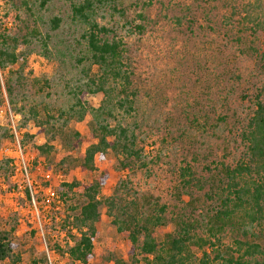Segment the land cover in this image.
Listing matches in <instances>:
<instances>
[{
	"label": "rangeland",
	"instance_id": "rangeland-1",
	"mask_svg": "<svg viewBox=\"0 0 264 264\" xmlns=\"http://www.w3.org/2000/svg\"><path fill=\"white\" fill-rule=\"evenodd\" d=\"M118 5L123 15L105 9L97 20L113 29L127 49L125 64L136 94V112L123 121L138 126L141 158L129 159L122 167V158L108 152L92 174L72 165L60 166L58 161L65 152L60 139L56 137L49 143L52 151L48 159L37 158L34 147L44 141V136L38 127L27 124L23 131L33 138L20 148L28 176L20 170V160L13 161L11 173L0 174V230L15 229L13 243L21 255L20 264L67 262L64 252L72 243L66 237L63 220L71 214L70 206L79 205L82 199L79 194L70 193L68 198L58 194L59 186L69 176L86 184L107 172L99 196L102 200L113 194L118 180H124L128 190L121 192L122 198L126 203L133 200L142 214H148L154 204L164 205L165 223L154 229L158 241L175 230L178 217L199 219L212 204L206 193L221 178V164L233 166L240 155L243 145L239 133L255 95H264V0H119ZM69 12L67 0H52L47 10L39 13L42 20L52 16L63 19L61 28L52 33L60 41L58 51L63 56L55 52L45 57L38 47L31 48L23 66V91L28 98L22 102L18 97V107L37 104L41 110L46 105L50 114L57 116L59 108L74 102L68 92L81 76L82 67L74 61L79 56L78 47L63 49L64 42L78 38L75 27L69 24ZM36 19L0 0V20L8 34L23 36L31 26H40V19L33 23ZM136 26H142L141 33ZM11 70L0 72L4 98L0 125L8 124L14 138L1 143L0 160L15 156L19 141L14 132H18L20 116L10 109L3 88ZM101 99L102 95L97 94L83 100L96 108ZM88 120L68 124V129L83 139L72 157L83 152L89 141ZM186 166L200 179L201 190L181 188L179 172ZM100 214L94 257L88 264H114L117 258L132 264L127 256L128 241L117 233L104 205ZM258 231L264 235V229ZM197 232L204 235L202 228ZM235 238L238 236L227 230L222 244H232ZM256 242L264 246L262 238ZM205 249L209 251L210 247ZM192 251L197 258L201 256L200 250ZM136 259L144 264L141 256Z\"/></svg>",
	"mask_w": 264,
	"mask_h": 264
},
{
	"label": "trees",
	"instance_id": "trees-1",
	"mask_svg": "<svg viewBox=\"0 0 264 264\" xmlns=\"http://www.w3.org/2000/svg\"><path fill=\"white\" fill-rule=\"evenodd\" d=\"M5 1L22 8L31 17L35 15L38 21L36 19L33 23H39L40 19V26H31L23 36L8 34L0 20V72L11 70L21 61L20 66L11 70L3 82L7 103L14 114L20 116V147L24 148L32 140V135L23 131L27 124L32 123L44 136V141L34 147L36 157L48 159L52 151L49 143L58 137L65 150L58 161L60 166L72 165L81 172L92 174L97 170V163L108 152L122 158V167L129 159L139 160L141 149L137 145L138 126L135 122L130 125L123 121L136 112V94L132 89L131 73L125 64L127 49L113 29L101 25L97 20L105 9L110 14L123 15L124 12L118 9L119 0H67L69 24L75 27L78 38L64 42L63 49L72 51L78 47L79 56L74 61L77 67L82 68L81 76L68 92L74 102L59 108L57 116L50 114L46 105L40 106L41 110L37 104H30L27 108L24 105L18 107V97L22 102L28 98L23 91L26 83L23 66L33 51L32 47H38L45 57L54 56L55 52L63 56L58 51L60 41L52 34L61 28L63 19L52 16L42 20L39 16V13L47 10L52 0ZM257 23L256 20L255 27L259 25ZM135 29L139 33L143 30L142 26H136ZM97 94L102 95L98 107L91 108L84 102L85 96ZM3 104L0 84V108ZM88 117L89 141L83 152L72 157L71 153L79 150L83 139L78 132L69 130L68 124L70 121L82 123ZM244 123L239 133L243 148L237 161L233 166L221 164V178L206 193L212 204L199 219L186 216L175 219V230L166 234L162 241L156 239L154 229L165 223L164 205L154 204L148 214H142L133 200L126 203L122 198L121 192L128 190L124 180H118L113 194L102 200L99 196L106 183L107 172L92 177L86 184L69 176V180L59 186L58 194L61 198H68L70 193L79 194L82 199L79 205L70 206L71 214L63 220L66 237L72 243L64 252L67 256L65 264H88L94 257V241L98 235L96 225L101 220L102 205L106 207V214L111 218L117 233L128 241L127 256L132 264H138V255L144 264H264V246L256 242L259 238L264 242L263 232L258 231L264 229L262 93L255 95ZM6 125H0V145L4 140L14 138L12 129ZM12 164L11 159H1L0 174L9 171ZM179 182L182 189L196 187L201 190L203 187L189 166L180 168ZM198 228L203 229L204 235L197 232ZM227 230L235 233L238 238L233 239L232 244L224 245L222 236ZM14 231L13 227L0 230V264L21 262V255L13 243ZM206 247H210L209 251ZM193 248L201 251L200 257L195 256ZM113 262L128 264L122 258L114 259Z\"/></svg>",
	"mask_w": 264,
	"mask_h": 264
},
{
	"label": "built area",
	"instance_id": "built-area-1",
	"mask_svg": "<svg viewBox=\"0 0 264 264\" xmlns=\"http://www.w3.org/2000/svg\"><path fill=\"white\" fill-rule=\"evenodd\" d=\"M15 133V136H16V139L17 140H19L18 139V137H17V134L16 133H18V132H14ZM20 134V133H19ZM18 143V148H17V152H16V155L15 156H7V157H9L8 159H11V160H20V163H21V171H22V173L24 174V177H27L28 176V172H27V167L25 166V162H24V156H23V152H22V150H21V148H20V145H19V141H17Z\"/></svg>",
	"mask_w": 264,
	"mask_h": 264
}]
</instances>
